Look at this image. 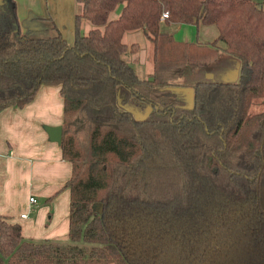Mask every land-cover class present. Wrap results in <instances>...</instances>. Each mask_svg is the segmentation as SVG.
<instances>
[{
    "label": "trees",
    "instance_id": "1",
    "mask_svg": "<svg viewBox=\"0 0 264 264\" xmlns=\"http://www.w3.org/2000/svg\"><path fill=\"white\" fill-rule=\"evenodd\" d=\"M79 1L72 42L49 17L29 15L22 30L15 0L0 3V110L58 86L71 163L69 242L25 239L0 216V264H264V110L250 111L264 100V2ZM162 21L218 35L186 41ZM136 29L153 44L148 77L125 58ZM219 48L240 59L238 79L193 83L186 106L170 86Z\"/></svg>",
    "mask_w": 264,
    "mask_h": 264
},
{
    "label": "crops",
    "instance_id": "2",
    "mask_svg": "<svg viewBox=\"0 0 264 264\" xmlns=\"http://www.w3.org/2000/svg\"><path fill=\"white\" fill-rule=\"evenodd\" d=\"M15 3L19 24L29 15L49 17L57 25L62 36L68 42L73 41L74 16L81 9L79 0H15ZM116 10L113 18L119 15V8ZM86 21L82 20L80 23L82 32L92 27L86 24ZM190 25H196L197 30L206 27L205 31H209V26L216 27V33L214 28H211L213 35H205L208 39L205 41H212L218 35L215 24L162 21L161 29L172 33L175 38L186 41L199 40L190 36ZM21 29L24 27L21 26ZM129 33L135 35L132 31ZM140 33L146 39L145 66L142 65L140 54L135 56L136 54L131 52L127 56L125 54V58L131 63L139 64L136 71L141 77H148L153 72V60H150L153 44L143 31ZM125 35L126 32L123 39ZM227 53L219 48L216 60L203 68L193 70L188 67L182 77L170 86L178 97L184 100L186 106L193 104V83L238 79L241 62L234 60ZM132 103L137 104L135 101ZM146 110L149 112L151 106H144L141 113L143 115L139 118L146 116ZM61 121L62 99L58 94V86L55 85L42 84L33 99L25 105L7 106L0 110V216L10 222L19 223L23 238L35 242H69L67 232L70 193L64 184L70 177L71 163L62 158L59 144L50 140L43 128L44 125L61 124ZM30 196L35 201L30 202ZM21 213H25V216H21Z\"/></svg>",
    "mask_w": 264,
    "mask_h": 264
},
{
    "label": "rangeland",
    "instance_id": "3",
    "mask_svg": "<svg viewBox=\"0 0 264 264\" xmlns=\"http://www.w3.org/2000/svg\"><path fill=\"white\" fill-rule=\"evenodd\" d=\"M256 1L264 2V0H256ZM116 11L117 10L112 12V16H115V12ZM25 20L26 19H24L23 22H25ZM86 22H87L86 24L91 26V23L89 21H86ZM88 25H86V26H88ZM20 26H22V25L20 24ZM190 26H191V27H189L190 28V36L193 37V39L198 38L200 41L201 40L202 41L208 40L205 37V35L208 36V37L213 35V33L211 32V30H212L211 28H214L215 33H216V27L214 25L208 27V28H210V29H208L209 31H205V30H207V29H205L206 27H202V28L200 27V30H197L196 25H190ZM130 31H132L133 32L132 34H135V35H131V33H129V31H127L123 40L126 43H128V44L136 43V44H138L140 46L139 47L140 50H139V48L136 50V51L139 50L138 53H134L136 51H133L132 53H133V55L136 54L135 56H139V54H140L142 56V60H143V64L142 65L145 66L146 61H147V47H146V39H145L144 35L142 33H140V32H142V29H136V30H130ZM129 54H131V51L127 52L126 56L129 55ZM227 54H229L231 56V58H233L234 60H240L238 57H236V56H234V55H232L230 53H227ZM150 60H152V51L151 50H150ZM132 64L135 65V69L137 70L139 64L138 63H134V62ZM134 101L137 102V100H134ZM132 102L129 105L130 109L134 110V114L136 116L141 117L140 115H143L141 113L143 112L142 110L144 109V106H140V103L138 104V102H137V104L136 103H132ZM260 110L261 111L264 110V100L256 99L254 104L251 106L250 111H251V113H255V112L260 111ZM147 113H148V111L146 110V114Z\"/></svg>",
    "mask_w": 264,
    "mask_h": 264
},
{
    "label": "water",
    "instance_id": "4",
    "mask_svg": "<svg viewBox=\"0 0 264 264\" xmlns=\"http://www.w3.org/2000/svg\"><path fill=\"white\" fill-rule=\"evenodd\" d=\"M4 0H0V3H2ZM22 26H26L25 22H21ZM44 130L48 134V138L52 141L57 142L58 144L61 141V133H62V127L61 124L58 125H44Z\"/></svg>",
    "mask_w": 264,
    "mask_h": 264
},
{
    "label": "built area",
    "instance_id": "5",
    "mask_svg": "<svg viewBox=\"0 0 264 264\" xmlns=\"http://www.w3.org/2000/svg\"><path fill=\"white\" fill-rule=\"evenodd\" d=\"M168 14H169L168 11H166V10L163 11V12H162V15H161V20H165V18L168 17ZM29 201H30V202H33V201H35V199H34L32 196H30V197H29ZM21 216L24 217V216H25V213H21Z\"/></svg>",
    "mask_w": 264,
    "mask_h": 264
}]
</instances>
